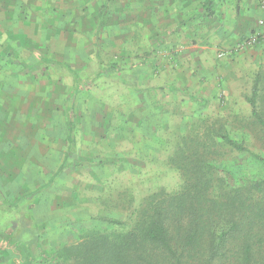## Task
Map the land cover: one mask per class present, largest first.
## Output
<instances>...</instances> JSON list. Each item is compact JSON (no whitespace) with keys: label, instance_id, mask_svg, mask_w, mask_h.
Instances as JSON below:
<instances>
[{"label":"rangeland","instance_id":"obj_1","mask_svg":"<svg viewBox=\"0 0 264 264\" xmlns=\"http://www.w3.org/2000/svg\"><path fill=\"white\" fill-rule=\"evenodd\" d=\"M211 1L0 0V238L14 229L17 241L55 254L105 226L98 217L122 220L131 203L177 189L167 160L193 128L225 126L254 148L248 97L264 71V0H253L252 22L240 24L244 0H228L238 26L230 39L228 2ZM251 36L257 41L241 47ZM42 56L69 64L79 86ZM68 107L77 142L61 170ZM222 151L224 168L264 173L248 153ZM0 264L22 263L3 246Z\"/></svg>","mask_w":264,"mask_h":264},{"label":"trees","instance_id":"obj_2","mask_svg":"<svg viewBox=\"0 0 264 264\" xmlns=\"http://www.w3.org/2000/svg\"><path fill=\"white\" fill-rule=\"evenodd\" d=\"M107 6L108 1L101 15ZM99 46L97 42L98 58ZM41 59L65 66L79 86L81 77L69 64L46 56ZM73 100L71 95L67 105ZM248 101V121L257 135L253 149L234 139L225 126L210 125L202 133L193 128L181 135L167 160L180 174L177 189L163 188L137 205L131 203L122 220L98 217L105 226L83 231L76 243L62 245L55 254L42 250L37 240L35 248L17 241L14 229L0 238V247L8 246L22 264H264V173L248 177L222 166L224 148L248 153L264 166V71L257 74ZM69 108L64 114L68 151L61 170L72 165L69 157L77 142Z\"/></svg>","mask_w":264,"mask_h":264},{"label":"crops","instance_id":"obj_3","mask_svg":"<svg viewBox=\"0 0 264 264\" xmlns=\"http://www.w3.org/2000/svg\"><path fill=\"white\" fill-rule=\"evenodd\" d=\"M226 1L228 2V4L224 8L221 9V12H223L224 15H225L224 21L228 23L227 26H226V29H228L229 31L231 29H234L233 36H229L228 38L229 39L230 38H236V36H237L236 28H238V26H236V27L234 26V23H235V20H236L234 16L236 14V11H235V8L232 5V3L230 4V1H228V0H226ZM207 2L209 4V2L211 3L212 1L211 0H207ZM208 4L206 5V7H208ZM245 4H247V7H245ZM253 5H254L253 0H244L243 1V7H242V11H241L242 18L238 19L237 23L238 22H239V24H240V22L245 23V21L248 22V23L252 22V19L250 18V15H251L252 12H254V10H252V9L248 10V8L250 6H253ZM209 10H210V8H209ZM210 12L212 14H214L213 11L210 10ZM210 12H209V14H211ZM229 15H231V16H229ZM240 27L243 28L242 30H245L248 26H240ZM239 30H241V29H239ZM229 35H230V33H229ZM224 43H227V40L224 41Z\"/></svg>","mask_w":264,"mask_h":264},{"label":"built area","instance_id":"obj_4","mask_svg":"<svg viewBox=\"0 0 264 264\" xmlns=\"http://www.w3.org/2000/svg\"><path fill=\"white\" fill-rule=\"evenodd\" d=\"M257 41V37L256 36H251L247 39H245L242 43H241V47H245V46H248V45H251V44H254L255 42ZM225 55V52H221L220 53V56H223Z\"/></svg>","mask_w":264,"mask_h":264}]
</instances>
